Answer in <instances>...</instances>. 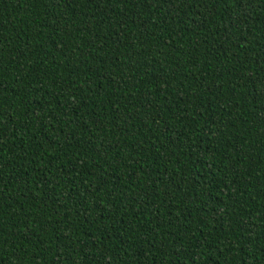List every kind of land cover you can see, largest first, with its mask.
<instances>
[{"label":"trees","instance_id":"trees-1","mask_svg":"<svg viewBox=\"0 0 264 264\" xmlns=\"http://www.w3.org/2000/svg\"><path fill=\"white\" fill-rule=\"evenodd\" d=\"M0 264H264V0H0Z\"/></svg>","mask_w":264,"mask_h":264}]
</instances>
